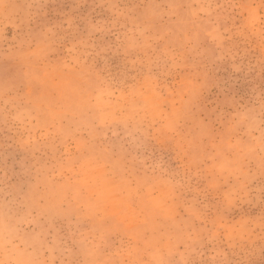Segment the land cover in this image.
Returning <instances> with one entry per match:
<instances>
[{"label":"rangeland","instance_id":"374dc122","mask_svg":"<svg viewBox=\"0 0 264 264\" xmlns=\"http://www.w3.org/2000/svg\"><path fill=\"white\" fill-rule=\"evenodd\" d=\"M0 264H264V0H0Z\"/></svg>","mask_w":264,"mask_h":264}]
</instances>
